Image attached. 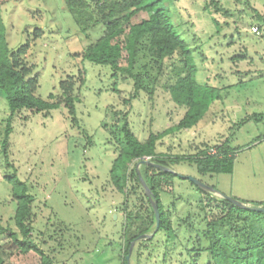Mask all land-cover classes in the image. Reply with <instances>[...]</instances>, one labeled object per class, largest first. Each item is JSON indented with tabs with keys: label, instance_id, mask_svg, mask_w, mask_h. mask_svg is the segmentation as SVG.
<instances>
[{
	"label": "rangeland",
	"instance_id": "374dc122",
	"mask_svg": "<svg viewBox=\"0 0 264 264\" xmlns=\"http://www.w3.org/2000/svg\"><path fill=\"white\" fill-rule=\"evenodd\" d=\"M104 1L103 11L101 4L86 0L89 7L80 12L68 9L65 0H0L10 48L30 41L27 60L39 77L36 95L59 98L62 80H78V124L64 105L47 114L23 109L12 117L0 96V264H43L40 252L25 250L10 235L23 238L14 220L12 184L6 179L14 170L33 196L28 240L53 264H124L127 215L150 212L144 186L135 179L140 161L129 164L124 192L112 179L114 162L125 146V121L141 141L157 136L159 155L193 157L226 140L236 152L232 173L201 174L190 161L171 166L213 190L202 194L177 175L166 182L161 198L178 237L168 240L158 231L142 253L139 244L147 238L135 241L129 264H191L189 250H205L210 244L207 222L225 213L220 190L234 187L244 201L264 199V21L257 18L264 19V0H166L176 30L193 49L198 82L219 89L218 99L191 128L177 127L187 108L169 90L180 72L179 55L166 59L159 75L142 47L135 71L146 66L150 79L137 95L132 79L115 78L110 66L82 58L83 49L104 33L95 20L108 7L116 8L117 0ZM148 17L141 11L132 22ZM256 24L262 25L261 35L252 32ZM37 29L42 32L34 39ZM9 123L7 150L14 168L3 154ZM221 230L226 232L216 225L212 232ZM230 234V243L237 244L238 237ZM206 257L203 253L197 264L206 263Z\"/></svg>",
	"mask_w": 264,
	"mask_h": 264
},
{
	"label": "trees",
	"instance_id": "16d2710c",
	"mask_svg": "<svg viewBox=\"0 0 264 264\" xmlns=\"http://www.w3.org/2000/svg\"><path fill=\"white\" fill-rule=\"evenodd\" d=\"M85 1L65 0V3L71 11L81 12L89 7ZM92 1L94 4L96 3L97 7H99L98 4H101L100 11L107 7L104 0ZM108 8L106 14L102 15L100 19L97 18L96 22L94 21L103 27V35L83 49L82 58L97 65L110 66L115 78L132 79L134 91L136 92L134 95H137L140 90L146 89L144 87L145 80L150 79L149 72L145 69L146 66H143V69L137 70V72L135 71V66L139 62L138 54L143 49L142 47L146 49L151 62H154L158 68L159 75L162 73L166 59L179 55L180 72L178 71L177 78L169 90L173 100L179 105L185 106L187 111L177 127L191 128L197 125L210 108L211 103L218 99L219 89L198 82V67L193 49L176 30L172 21V12L166 4V0H117L116 8ZM141 11L147 12L149 17L133 23V17ZM257 18L259 21H264L260 15H257ZM257 25L262 28V25ZM41 32L42 30H35L34 39L38 38ZM29 42L27 40L25 44L20 45L16 50L10 48L0 2V96L6 98L11 116L13 117L16 112L18 113L23 109L32 113L47 114L60 105H64L72 115L74 123L78 124L75 115L77 78L69 76L60 82L59 98L54 93H51L47 99L38 97L36 92L39 86V77L34 72V65L29 64L27 60L30 49ZM122 62H125V64H122ZM80 81L81 83L84 82L83 79ZM50 99L56 101L52 102ZM122 129L125 146L121 148L112 168V179L122 192L126 190V171L129 164L133 161L145 160L146 157H150L151 162L168 168L181 161H190L195 163L198 172L201 174L231 173L234 169L236 152L230 148L227 140L216 144L219 145L218 150L222 156L208 155L207 148L198 152L196 156L179 158L157 154V136L151 135L147 140L141 141L134 134L127 121L123 124ZM10 134L11 124L9 123L2 145L7 165L14 168L9 160L7 150ZM135 172L136 170H134ZM141 172L158 203L161 221L157 232L163 230L168 240L174 241L178 235L168 212L164 208L161 194L163 185L172 181L175 174L148 164L141 166ZM132 177L134 176L132 175ZM135 177L138 182H141L137 173H135ZM6 179L12 184L13 198L17 202L14 220L23 238L19 240L14 232L10 233L11 237L22 245L25 250L35 248L40 252L43 264H53V261L28 240L32 232L30 223L32 222L33 196L29 192L27 184L18 176L15 170L6 175ZM196 188L202 194L206 192L198 186ZM134 192H136L135 188ZM145 198H147L150 212L143 213L142 216L140 214L132 215V213L127 215L130 224L126 226L124 231V264H129L127 255L131 243L138 236L150 233L156 227L153 207L146 194ZM222 203L225 207L224 215L219 216L215 221L207 222L208 230H206V233L211 234L209 246L205 250L202 248L190 249L188 253L190 259L187 261H191V264H197L203 253H207V262L204 264H264V212L236 206L227 199H223ZM255 205L264 206V202H257ZM216 225H219L226 232L222 230L221 232H212ZM231 231L238 237V245L230 243ZM220 234L222 236H219ZM152 238L153 236L140 242L138 248L140 253L143 252L142 248H148L147 243L151 242ZM198 242L200 244L199 239Z\"/></svg>",
	"mask_w": 264,
	"mask_h": 264
},
{
	"label": "water",
	"instance_id": "95a60500",
	"mask_svg": "<svg viewBox=\"0 0 264 264\" xmlns=\"http://www.w3.org/2000/svg\"><path fill=\"white\" fill-rule=\"evenodd\" d=\"M142 164L152 165V166H155L158 169H161V170H164V171H168V172H172V173H174L175 175H177V176H179L181 178L189 179L191 182H193L196 186L200 187L204 191L213 190V188L210 185H208L206 183H203L201 180H199V179H197V178H195L193 176L184 175V174H181L179 172H175L171 168L165 167V166L160 165V164H156L154 162H151L150 160H146V159L145 160H141L140 163H139V165H142ZM138 175H139L140 180H141V182H142V184L144 186V189L146 191V194L148 195V198H149V200H150V202L152 204V207H153V210H154V213H155V217H156V227H155V229L153 230V232L151 234H142V235L138 236L131 243L130 250L132 249V246H133V244H134L135 241L154 236V234L159 229L160 221H161V215H160V212H159V209H158V203L154 199V197L152 195V191L149 188V186L147 185V183H146L144 177L142 176L141 171H140L139 168H138ZM223 197L225 199L229 200L230 202H232L233 204H235L236 206L264 212V206L263 205L249 204L247 202H243L241 200H238V199H236V198H234L232 196L223 195ZM127 259L129 260V257H127Z\"/></svg>",
	"mask_w": 264,
	"mask_h": 264
},
{
	"label": "crops",
	"instance_id": "0c3cea01",
	"mask_svg": "<svg viewBox=\"0 0 264 264\" xmlns=\"http://www.w3.org/2000/svg\"><path fill=\"white\" fill-rule=\"evenodd\" d=\"M2 16H3V6H2ZM6 36H7V27H6ZM7 41H8V37H7ZM9 44V43H8ZM224 142V141H223ZM223 142H219V143H223ZM234 169H235V165H234ZM233 169V171H234ZM232 171V172H233ZM231 172V173H232ZM220 190V189H219ZM220 195H227V196H232L238 200H241L243 202H247V203H250V204H255L257 202H264V199H259L257 201H250L252 199H245V201L242 199V198H245L243 197L240 193H237L236 189L234 187H230L229 189H226V190H220L218 191Z\"/></svg>",
	"mask_w": 264,
	"mask_h": 264
},
{
	"label": "built area",
	"instance_id": "2783aa9c",
	"mask_svg": "<svg viewBox=\"0 0 264 264\" xmlns=\"http://www.w3.org/2000/svg\"><path fill=\"white\" fill-rule=\"evenodd\" d=\"M252 32L255 33L256 35H261L262 34V28L259 25H254L252 26ZM219 145H214L212 147H209L207 150L208 155H218L222 156L220 154V151L218 150Z\"/></svg>",
	"mask_w": 264,
	"mask_h": 264
}]
</instances>
